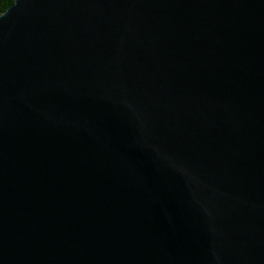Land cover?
<instances>
[{
	"label": "water",
	"instance_id": "95a60500",
	"mask_svg": "<svg viewBox=\"0 0 264 264\" xmlns=\"http://www.w3.org/2000/svg\"><path fill=\"white\" fill-rule=\"evenodd\" d=\"M0 264H264V0H14Z\"/></svg>",
	"mask_w": 264,
	"mask_h": 264
},
{
	"label": "trees",
	"instance_id": "16d2710c",
	"mask_svg": "<svg viewBox=\"0 0 264 264\" xmlns=\"http://www.w3.org/2000/svg\"><path fill=\"white\" fill-rule=\"evenodd\" d=\"M13 2L14 0H0V15L5 12Z\"/></svg>",
	"mask_w": 264,
	"mask_h": 264
}]
</instances>
